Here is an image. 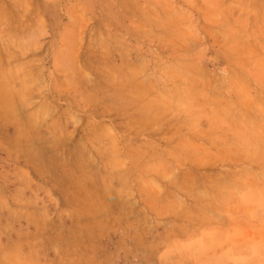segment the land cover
<instances>
[{
	"label": "rangeland",
	"instance_id": "rangeland-1",
	"mask_svg": "<svg viewBox=\"0 0 264 264\" xmlns=\"http://www.w3.org/2000/svg\"><path fill=\"white\" fill-rule=\"evenodd\" d=\"M0 264H264V0H0Z\"/></svg>",
	"mask_w": 264,
	"mask_h": 264
}]
</instances>
